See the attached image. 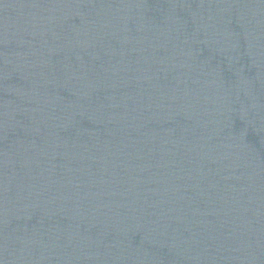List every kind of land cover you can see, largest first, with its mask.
<instances>
[{"label": "water", "instance_id": "water-1", "mask_svg": "<svg viewBox=\"0 0 264 264\" xmlns=\"http://www.w3.org/2000/svg\"><path fill=\"white\" fill-rule=\"evenodd\" d=\"M0 264H264V0H0Z\"/></svg>", "mask_w": 264, "mask_h": 264}]
</instances>
